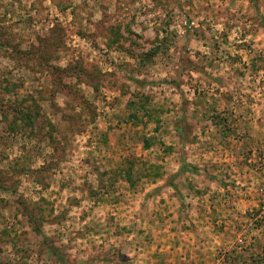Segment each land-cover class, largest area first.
<instances>
[{
    "label": "rangeland",
    "instance_id": "1",
    "mask_svg": "<svg viewBox=\"0 0 264 264\" xmlns=\"http://www.w3.org/2000/svg\"><path fill=\"white\" fill-rule=\"evenodd\" d=\"M0 264H264V0H0Z\"/></svg>",
    "mask_w": 264,
    "mask_h": 264
}]
</instances>
